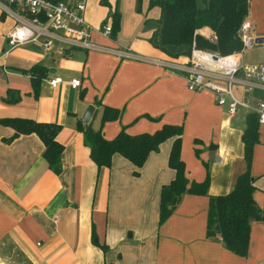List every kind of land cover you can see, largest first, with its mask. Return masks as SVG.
<instances>
[{
  "label": "crops",
  "instance_id": "0c3cea01",
  "mask_svg": "<svg viewBox=\"0 0 264 264\" xmlns=\"http://www.w3.org/2000/svg\"><path fill=\"white\" fill-rule=\"evenodd\" d=\"M157 14L153 8L134 18L143 23ZM105 16L106 9L92 7L87 0L85 17L93 26L109 22ZM246 18L251 36L263 41L245 48L240 61L264 64V0H248ZM11 23L0 19V119L58 124L55 140L61 151L60 170L53 172L34 133L14 134L0 123V264H264L263 221L250 220L244 256L205 234L208 197L228 192L245 167L240 136L246 110L229 114L210 92L188 90L180 71L147 60L181 64L186 55L172 59L148 42L134 45L137 36L123 42L93 32L91 40L109 51L56 43L44 50L34 42L8 50L5 32ZM129 29L119 23L122 39L130 38ZM198 33L209 35L206 28ZM34 66L42 67L36 93L30 74ZM52 77L61 79L54 87L47 82ZM71 79L79 85L69 86ZM248 97L250 102L264 99V88H253ZM88 104L93 111L83 123L79 118ZM102 106L119 111L116 119L98 124L106 139L122 127L133 135L153 132L163 124L181 125L185 175L189 182L207 177L206 194L183 193L158 223L160 187L173 178L166 164L171 138L148 153L140 167L118 153L112 154L108 167H98L89 157L79 125L96 128L92 121L97 112L101 115ZM249 173L255 187L251 197L264 212L261 125Z\"/></svg>",
  "mask_w": 264,
  "mask_h": 264
},
{
  "label": "trees",
  "instance_id": "16d2710c",
  "mask_svg": "<svg viewBox=\"0 0 264 264\" xmlns=\"http://www.w3.org/2000/svg\"><path fill=\"white\" fill-rule=\"evenodd\" d=\"M146 8L158 10L155 18L143 20V25L150 30L147 42L152 49L169 58L187 55L192 47L218 51L220 54L238 51L241 47L237 29L247 15L248 0H205L203 7H198L195 0H146ZM119 18L118 11L113 9L109 20L112 38L119 30ZM202 28L209 31L215 43L198 33ZM30 74L32 88L36 93L42 67H32ZM118 115L116 108L102 106L100 126L105 121L116 119ZM0 123L10 127L14 134L34 133L42 143L41 155L47 166L53 172L60 170L61 145L55 140L58 124L19 117L1 118ZM79 126L89 157L98 167H108L113 153L120 154L134 166L140 167L148 153L157 150L165 139L171 138L166 164L173 170V178L160 187L158 223L170 214L183 193L206 194L207 177L200 182H189L185 175L180 158L181 125L163 124L153 132L133 135L127 134L122 127L111 139L102 135L100 126L97 129H92L88 124ZM257 128L256 114L248 112L240 136L244 170L235 177L228 192L208 197L206 236L217 237L226 249L239 256L247 252L250 220L264 222V212L251 197L255 187L249 173L252 146L257 142Z\"/></svg>",
  "mask_w": 264,
  "mask_h": 264
},
{
  "label": "built area",
  "instance_id": "2783aa9c",
  "mask_svg": "<svg viewBox=\"0 0 264 264\" xmlns=\"http://www.w3.org/2000/svg\"><path fill=\"white\" fill-rule=\"evenodd\" d=\"M86 3L87 0H0V15L12 22L5 32L8 50L27 42H34L48 50L54 42H59L72 48L109 51L93 42L91 35L97 32L110 38V23L93 26L85 17ZM250 29L251 24L245 17L237 29L241 47L228 54L192 47L181 64L146 59L167 69L180 71L188 90L210 92L215 103L224 106L229 114L235 113L238 108L255 113L257 124L264 127V99L250 102L248 97L253 88H264V64H244L240 61L241 52L254 40ZM205 37L215 43L213 36ZM211 56H215V59H211ZM60 81L59 77H52L47 82L54 87ZM68 84L74 88L79 85V80L71 79ZM233 88H238L239 97Z\"/></svg>",
  "mask_w": 264,
  "mask_h": 264
},
{
  "label": "rangeland",
  "instance_id": "374dc122",
  "mask_svg": "<svg viewBox=\"0 0 264 264\" xmlns=\"http://www.w3.org/2000/svg\"><path fill=\"white\" fill-rule=\"evenodd\" d=\"M89 2H91V5L92 7H95V6H99L100 8H103V9H106V12H107V16H105V20H109L110 18V15L113 11V9H116L119 13V16H120V24L121 23H125V25H129L130 26V29H129V32L127 33L128 36L130 38L128 39H122V37H120L119 35V30L117 31L116 35H115V38L120 40V41H129V39H133L132 37L133 36H137L138 39H139V42L134 44V45H140V46H145V42H147V29L148 28H145L143 26V23L142 22H136L135 21V16L137 17L138 15L140 17H142L144 15V12L147 11L148 12H152L153 11V8L151 9H148L146 8V6H144V3H145V0H140L138 2V0H88V5H89ZM196 2V5L198 7H203L204 5V2L205 0H195ZM137 4L138 7H137ZM144 8V9H143ZM148 16H151L148 14ZM124 38V36H123ZM60 46H67L65 44H62V43H59V42H54ZM254 45V42L251 43L250 46ZM68 47V46H67ZM69 48H72V47H69ZM72 49H77V48H72ZM82 50V49H80ZM235 87V86H234ZM234 90V88H233ZM235 92V90H234ZM100 112H97L96 115L94 116V119L92 121V127H96L98 128V124H100L99 122V115ZM96 128H93V129H96ZM194 142V140H193ZM194 144V143H193ZM200 145L199 143H197V146ZM194 153V151H193Z\"/></svg>",
  "mask_w": 264,
  "mask_h": 264
},
{
  "label": "water",
  "instance_id": "95a60500",
  "mask_svg": "<svg viewBox=\"0 0 264 264\" xmlns=\"http://www.w3.org/2000/svg\"><path fill=\"white\" fill-rule=\"evenodd\" d=\"M262 41H263V38H254L253 40L254 43H259ZM211 59H215V56H211ZM92 111H93V106L88 104L85 110L83 111L81 117L79 118V120L83 123H87L91 117Z\"/></svg>",
  "mask_w": 264,
  "mask_h": 264
}]
</instances>
